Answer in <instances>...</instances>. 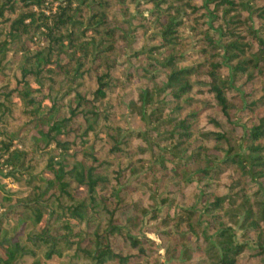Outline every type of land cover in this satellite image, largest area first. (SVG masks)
I'll return each instance as SVG.
<instances>
[{
	"label": "trees",
	"instance_id": "1",
	"mask_svg": "<svg viewBox=\"0 0 264 264\" xmlns=\"http://www.w3.org/2000/svg\"><path fill=\"white\" fill-rule=\"evenodd\" d=\"M57 1L0 0V264H264V0Z\"/></svg>",
	"mask_w": 264,
	"mask_h": 264
},
{
	"label": "rangeland",
	"instance_id": "2",
	"mask_svg": "<svg viewBox=\"0 0 264 264\" xmlns=\"http://www.w3.org/2000/svg\"><path fill=\"white\" fill-rule=\"evenodd\" d=\"M58 5L57 0H46V4H44L45 13H48L49 9L54 10ZM38 42V45H41L43 40L40 39ZM20 148V146H18ZM3 173H5L4 170L0 173V185L2 186L4 191H8L10 193H14L17 196H22L25 193L28 192V187L26 186V182L24 177L17 178V180L11 178V177H4ZM0 212L1 209H0ZM12 218V224H15L17 221L16 216L10 217ZM19 229V228H16ZM30 229V227L28 228ZM25 232H27V230ZM6 234L8 237L12 235L11 228L6 229ZM20 243L24 245L28 250L32 251L34 253V257L31 256H24L22 258V264H33L34 261H39L42 264H86V261L75 257L73 255L72 249L67 248L63 244H61L58 248L60 250V255H53L51 259H47L45 257V252L47 250V247L41 246V247H34L30 244H28L24 236H20L18 238Z\"/></svg>",
	"mask_w": 264,
	"mask_h": 264
}]
</instances>
